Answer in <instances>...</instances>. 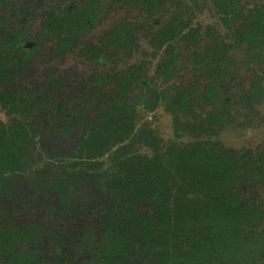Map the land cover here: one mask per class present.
Wrapping results in <instances>:
<instances>
[{
  "label": "trees",
  "instance_id": "1",
  "mask_svg": "<svg viewBox=\"0 0 264 264\" xmlns=\"http://www.w3.org/2000/svg\"><path fill=\"white\" fill-rule=\"evenodd\" d=\"M70 1L43 11L0 0V264H264V148L220 140L264 115V0ZM110 6L123 15L104 42L81 45ZM143 37L167 52L151 74ZM44 46L52 62L88 64L80 77L104 87L96 110L84 111L94 98L53 95L55 67L27 84ZM158 109L169 139L149 119ZM20 185L35 206L53 193L61 209L15 221Z\"/></svg>",
  "mask_w": 264,
  "mask_h": 264
},
{
  "label": "rangeland",
  "instance_id": "2",
  "mask_svg": "<svg viewBox=\"0 0 264 264\" xmlns=\"http://www.w3.org/2000/svg\"><path fill=\"white\" fill-rule=\"evenodd\" d=\"M50 2H57L60 4L68 3L67 0H49ZM250 1V0H249ZM123 15L122 13H116L111 15L110 18H107L106 20H103L99 26L95 27L94 30H90L89 34L83 36L84 42H91L97 43L100 39V36L107 30L110 26H112L119 18H121ZM204 21L202 24H208V18L204 16L202 18ZM38 24H35V27H37ZM213 26V25H212ZM145 38H142L139 40V44L141 45V52L147 51L146 58L152 57L150 55V52L155 51L152 47V45L145 41ZM82 41V42H83ZM26 42H31L26 40ZM83 42V43H84ZM31 45V43H28ZM33 44V43H32ZM35 46V44H34ZM32 47V46H30ZM45 47V46H44ZM41 48V50L38 51V57L34 59L33 61H30L29 70L25 73V81L27 84L31 85L33 89L40 88V84L43 82V78H46L50 71V68L55 67L56 69L60 70V74L64 76V85L61 87L62 90L53 91V95L55 97H62V100L67 102L70 96L77 95L78 97H84V100L91 101L93 99V89L91 88V82L90 80H85L83 78L81 84L80 80V74L82 72V68H87L85 74L88 75L90 72V69L87 63L82 62H75L73 61V57L67 59L64 61V63L59 64V59L54 60L53 62L49 59H46L44 56H48L50 49L48 47ZM139 51V50H138ZM240 55V51L234 53V57L237 58V56ZM139 57H144L143 54L138 53ZM74 62V63H73ZM55 64V66L53 65ZM59 64V65H58ZM243 73L242 71H240ZM75 74V75H74ZM75 76V78H74ZM50 79H52L50 77ZM49 79V80H50ZM57 79V78H56ZM73 79V80H72ZM87 79V77H86ZM48 80V81H49ZM86 86V87H84ZM72 100V99H71ZM96 100V99H95ZM83 105V102L80 101ZM78 102H74L73 100L70 101V105H74ZM99 104V100H96L95 106H86L85 110L87 113H92L94 110H96L97 106ZM84 108V106H83ZM65 109V106H64ZM1 116V115H0ZM151 118V124L158 130L159 135L163 139H169L172 137V130H171V119L170 116L165 114L163 110L158 109L153 114H148ZM147 116V117H148ZM146 117V116H145ZM220 140H222L225 144H231L232 146H236L238 148H241L242 146H245L246 148H249L251 146L255 145H261L264 148V115L260 116V118H257V120L253 123L247 124V122L243 121L241 124L237 126H230L227 129H224L220 133ZM53 144L50 145V149H52ZM62 146H66V143L62 144ZM44 156L45 158V152L37 154V158H40L39 155ZM23 185L19 186V193L20 196L18 197L19 201H16L13 203L14 205L9 206V209L12 210V215L15 221L17 222H26L33 217L41 216V214L45 213L47 216H52L51 213H48V209L46 208V205L48 203L53 204L54 208L61 209L60 205L57 204L58 198L54 197L53 193H48L47 197H43V205L35 206L34 202L39 201V198L32 192V188L28 185L25 189L22 187ZM28 187L30 190L27 191ZM254 192L256 193L257 199L261 200L264 204V185H260L254 189ZM31 194V196L28 197V195ZM17 198V194L15 195ZM34 198V201L31 199ZM58 205V207H57ZM68 227H70V224H67ZM263 226H264V218H263Z\"/></svg>",
  "mask_w": 264,
  "mask_h": 264
},
{
  "label": "flooded vegetation",
  "instance_id": "3",
  "mask_svg": "<svg viewBox=\"0 0 264 264\" xmlns=\"http://www.w3.org/2000/svg\"><path fill=\"white\" fill-rule=\"evenodd\" d=\"M67 1H69L68 3H63V4H60V3H57V2H53V1H49V0H30V7L31 8H33V9H37V10H43V11H45V10H47V9H53V10H55V9H58V8H62V7H65V6H68V9H71V7L72 6H74V5H72V3H71V1L70 0H67ZM162 1V0H161ZM162 4L164 3V2H161ZM49 9V10H50ZM109 9H111L110 11H109ZM109 9H108V11H107V15L106 16H104L103 17V19L102 20H100V23L103 21V20H106L107 18H110L111 17V15H113V12H112V10H113V6H110L109 7ZM48 11V10H47ZM130 13V12H129ZM173 13V11H168L167 12V14H172ZM130 16H132V15H129V17ZM142 18V17H141ZM164 18H166V16H164ZM188 20H189V17L187 18ZM190 19L192 20V21H194V18H192V17H190ZM100 23L99 24H97V25H90L89 26V31L90 30H94V28L95 27H97V26H99L100 25ZM153 23H155L157 26H160V19H159V16H156V15H154V18L147 24V27L144 29V31L146 32V33H148L149 35H151V32L149 31V28H151L152 27V25H153ZM48 24H50V22H48ZM109 29V28H108ZM107 29V30H108ZM158 29H160V27H158ZM107 30H105V32L102 34V35H104L105 33H107ZM89 31L87 32V34H89ZM102 35L100 36V39L98 40V42L97 43H94L93 41H91V42H88V43H91V44H102L104 41L102 40ZM144 38V37H143ZM175 40H177V38H175ZM83 40H80V43H81V45L82 44H84L83 42H82ZM146 41V40H145ZM26 43V45L27 46H32V47H34V43L35 42H33V41H31V42H25ZM28 43H31V45H29ZM33 43V44H32ZM73 49H77V47L76 48H74V47H71V50H69V51H72ZM164 49H165V46H163V48L162 49H160V50H155V51H152V52H150V55L152 56V57H150L149 59L148 58H146L147 60H151V63H149L150 64V74L152 73V69H154V67H155V63H156V60L158 59V58H161V56H163V55H166L167 54V52L166 51H164ZM179 49V48H178ZM187 52H185V54H186ZM145 55H147V52H145L144 53ZM103 55H104V58H105V68H108L109 66L111 67V72L113 73V67H114V61L113 60H110L109 61V59L108 60H106V58H110L105 52H103ZM142 58V57H141ZM109 61V62H108ZM121 64V62L119 61L118 62V66ZM91 73H92V71H90ZM90 73V74H91ZM111 73V74H112ZM89 78L88 79H86L85 78V80H90V78L92 77L91 75H89L88 76ZM84 78V77H83ZM83 78L82 77H80V82H81V84L82 85H84L83 83H82V81H83ZM91 88L93 89V93H92V95H93V98L94 99H98L100 102H101V96L103 95V92L101 91L104 87L103 86H100L98 83H92L91 82ZM84 87H86V86H84ZM108 90V89H107ZM98 91H100L99 93H100V97H99V95H98ZM74 96H76V97H78L77 95H74ZM81 98V97H80ZM82 102H83V104H86L87 102L85 101V100H82ZM78 104H81V102H78Z\"/></svg>",
  "mask_w": 264,
  "mask_h": 264
}]
</instances>
